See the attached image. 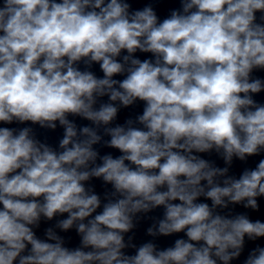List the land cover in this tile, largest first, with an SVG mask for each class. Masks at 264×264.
<instances>
[{"label": "clouds", "instance_id": "1", "mask_svg": "<svg viewBox=\"0 0 264 264\" xmlns=\"http://www.w3.org/2000/svg\"><path fill=\"white\" fill-rule=\"evenodd\" d=\"M160 2L0 0V124L63 129L53 147L0 126V264H232L264 239V0H179L162 20Z\"/></svg>", "mask_w": 264, "mask_h": 264}]
</instances>
